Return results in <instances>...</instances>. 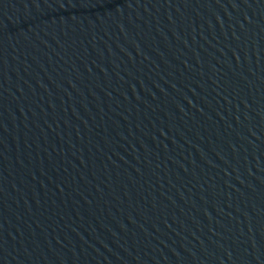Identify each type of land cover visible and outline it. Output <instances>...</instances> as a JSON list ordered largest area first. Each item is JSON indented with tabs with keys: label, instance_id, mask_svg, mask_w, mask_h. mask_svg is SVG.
Masks as SVG:
<instances>
[{
	"label": "water",
	"instance_id": "water-1",
	"mask_svg": "<svg viewBox=\"0 0 264 264\" xmlns=\"http://www.w3.org/2000/svg\"><path fill=\"white\" fill-rule=\"evenodd\" d=\"M0 264H264V0H0Z\"/></svg>",
	"mask_w": 264,
	"mask_h": 264
}]
</instances>
